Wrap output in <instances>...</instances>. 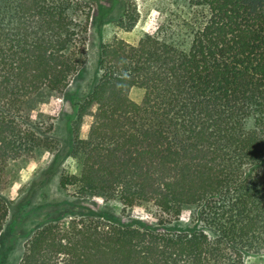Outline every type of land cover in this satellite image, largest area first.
Instances as JSON below:
<instances>
[{"label": "trees", "instance_id": "trees-1", "mask_svg": "<svg viewBox=\"0 0 264 264\" xmlns=\"http://www.w3.org/2000/svg\"><path fill=\"white\" fill-rule=\"evenodd\" d=\"M185 1L198 15L188 44L146 34L101 46L99 78L70 126L80 171L60 179L80 200L150 205L156 222L51 221L19 264L264 257V0ZM91 18L83 0H0V189L10 163L56 150L38 104L45 94L64 97L85 67ZM138 19L135 2L122 0L118 27L131 32ZM8 212L0 196V233Z\"/></svg>", "mask_w": 264, "mask_h": 264}, {"label": "rangeland", "instance_id": "rangeland-1", "mask_svg": "<svg viewBox=\"0 0 264 264\" xmlns=\"http://www.w3.org/2000/svg\"><path fill=\"white\" fill-rule=\"evenodd\" d=\"M83 1L92 5V18L85 40L86 65L64 97L45 94L38 104V110L53 124L52 136L57 140V148L12 162L6 169L0 196L7 203L9 212L0 233V264H19L34 232L51 221L102 215L124 223L141 221L145 225H154L156 222L150 205L140 204L123 210L117 202L91 198L80 200L74 197L71 188L61 189V176L75 175L80 171L77 161L69 156L70 126L75 105L84 99L99 78L98 60L103 44L114 38L137 44L146 34H151L175 45H186L190 40L191 24L197 22V10L185 0H133L139 19L131 32H125L117 25L122 0ZM141 97L139 91L132 93L137 102ZM86 132L84 127L82 135ZM182 219L186 222L191 220L189 211L183 214ZM262 262L264 257L247 258L248 264Z\"/></svg>", "mask_w": 264, "mask_h": 264}]
</instances>
